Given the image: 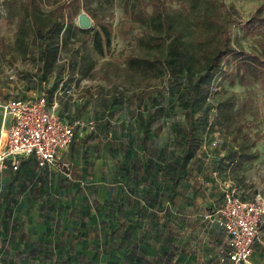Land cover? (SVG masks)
Wrapping results in <instances>:
<instances>
[{
  "label": "trees",
  "instance_id": "trees-1",
  "mask_svg": "<svg viewBox=\"0 0 264 264\" xmlns=\"http://www.w3.org/2000/svg\"><path fill=\"white\" fill-rule=\"evenodd\" d=\"M4 1L9 9L22 6V13L16 23L15 42L24 55L27 53L29 41L38 45L39 85L54 71L60 76L64 70L68 79L70 70L72 76L77 77V83L94 78L97 62L92 55L93 47L89 46V40L93 39L92 43L100 53L103 45L98 38L91 36L92 28L80 29L75 20L79 14L85 12L95 25L110 33L112 26L104 23L103 19L112 17V14L101 17L94 15L90 9L95 0H55L52 9L47 12L43 10V0ZM201 1L213 11L211 14L204 13L197 24L192 25L185 18ZM172 4L179 5L180 10H173L171 13ZM123 15L126 21L122 29H140L136 47L145 49L148 53L146 56H139L135 50H124L122 63L125 70L145 78L157 77L164 68H168L172 74L184 76L188 83L184 93L187 108L184 111L179 150L174 159H165L167 177L164 193L167 204H161V216L156 217L141 213L138 205L126 207L119 200H111L110 205H96L98 222L93 223V218L85 210L82 211L84 219L91 226L94 224L97 227L92 229V233L86 225H82L81 230L76 227L78 218L68 223L69 215L78 214L74 209L77 208V196L88 200L86 192L78 185L80 182L72 179V176L74 179L76 177L71 162L75 157L72 148L82 137L79 133L84 130L77 128L70 146L61 154L55 167H39L34 157H29L21 160L16 169L7 162L6 168L0 171V264H51L47 259L51 260L52 257L53 264H94L85 263L82 257L76 259V252L86 245L84 241L89 236L92 237L91 247L103 261L101 264H177L180 260L179 252L184 247L178 244L180 224L196 220L190 216L204 212L199 213L193 205L181 211L178 216L171 210L176 188L183 186L182 179L189 174V168L194 167V159L198 157L203 145L207 144L196 135L195 104L206 98L209 84L218 75L229 79L231 84L243 88L256 86L264 92V0H260L256 11L244 21L234 8L226 7L222 0H124ZM232 26L239 28L245 36L253 38L256 47L243 51L234 46L230 36ZM31 33L33 39H29ZM106 41L108 43V37ZM74 44H80L79 50H75V60L70 65L65 62L59 64L62 50ZM4 55L5 44L0 38V56ZM58 84L56 82L46 91V102L49 106L54 103L53 95ZM113 88L120 91L117 86ZM9 100L13 99L0 103ZM236 102L231 100L209 105L202 109L198 118H204L208 110H213L222 122L229 124ZM57 115L69 122L82 120L68 112H57ZM92 122L93 129L87 131L90 134L86 137L87 141L96 134V123ZM247 125V128L251 127ZM242 128L244 125H239L240 144L211 164L210 176L214 181L218 180V169L239 168L257 159L256 150H250V146H255V141ZM139 143L144 150L147 146L146 132ZM156 155V159L160 160L159 153ZM81 156L86 159L87 153ZM151 161L153 162L152 158L146 163L159 167L160 170V162L152 164ZM121 167L124 168L123 165ZM123 168L118 172L121 176L124 175ZM203 182H206L205 179ZM230 186L238 189L240 198L246 200L251 197L244 194L242 185L234 183ZM121 188L126 193L122 183ZM224 189L225 186L221 189L214 211L224 203ZM66 196L69 197L68 200ZM192 198L193 195L189 199ZM153 199L156 202V198ZM189 199H186L187 202ZM112 203L116 205L113 207ZM212 213H206L204 221H197L202 225L210 224L212 220L206 216ZM74 229L79 231L80 236L76 235ZM218 229L221 230L224 245L220 253L221 262L231 264L227 256L230 249L224 243V232L221 228ZM257 244L262 245V242H255L251 255Z\"/></svg>",
  "mask_w": 264,
  "mask_h": 264
},
{
  "label": "rangeland",
  "instance_id": "rangeland-1",
  "mask_svg": "<svg viewBox=\"0 0 264 264\" xmlns=\"http://www.w3.org/2000/svg\"><path fill=\"white\" fill-rule=\"evenodd\" d=\"M54 1L43 0L44 12L52 9ZM123 2L124 0L108 2L95 0L90 9L97 17L112 14V17L107 16L103 19L104 23L111 24L110 33H106L91 21L90 34L98 38L103 45L100 53L92 43L93 39L89 40V46L94 48L92 55L97 62L93 79L77 83V77H73L70 70L68 79L64 70L60 76L54 71L46 76L44 83L39 85L38 45L29 41L27 53L24 55L23 50L15 42L16 23L22 13V6L9 9L5 1L0 0V38L5 44V55L0 56V101L16 98L34 99L41 94H44L47 101L46 91L58 82L53 99L59 104V111L96 123V134L93 139L87 141L86 137L90 134L84 129L82 137L72 148L75 157L71 162L74 177L76 176L75 179L72 176V179L80 182L78 185L86 192L88 200L77 196V208L74 209L78 214L68 216V223L78 218L76 227L81 230V226L86 225L91 233L92 229L97 227L94 224L91 226V223L84 219L82 211L85 210L89 217L93 218V223L98 222L96 205L101 207L105 204L110 205L111 200L112 202L119 200L120 204L122 202L126 207L138 205L141 213L146 216L150 214L161 216V204H167L164 193L167 177L165 159H174L178 153L184 111L187 108L184 93L188 83L184 76L172 74L168 68H164L157 77L145 78L132 75L125 70L122 63L124 50H135L139 56H146L148 53L145 49L136 47V38L140 35V29L123 30V23L126 21L123 15ZM222 2L226 7L234 8L244 21L256 11L260 0H222ZM170 9L173 13V10H180V7L172 4ZM212 11L201 1L185 19L196 25L204 13L211 14ZM75 23L77 25V19ZM230 33L232 43L237 48L250 51L256 47L254 39L245 36L239 28L232 26ZM29 39H33L32 33ZM79 45H68L63 49L59 64L65 62L70 65L76 58L75 50H79ZM113 86L119 87L120 91H116ZM208 91L206 98L198 100L194 107L196 135L200 141L204 140L207 144L200 149L198 157L192 164L194 167L189 168V174L182 179L183 186L176 188L174 204L171 207L172 213L178 216L181 211L193 205L199 213L204 212L190 217L201 221L205 220L206 213L214 211L215 203L219 200L224 186L239 184L244 187V194L247 197L256 194L264 197V92L256 86L243 88L231 84L229 79L220 75L211 81ZM231 100L237 102L229 124L222 122L213 110H208L204 118H198L202 109L209 105ZM247 124L251 127L247 128ZM239 125H244L242 131L255 141V146H250V150H256L258 157L239 168L218 169L219 177L214 181L210 176L211 164L240 144ZM145 132L147 146L143 150L139 142ZM85 152L86 159L81 156ZM157 153L160 160L156 159ZM150 158L155 163L160 162V170L159 167L149 166L146 163ZM153 162L151 161L152 164ZM121 168L124 170L122 176L118 173ZM125 169H127L126 174ZM204 179L206 182H203ZM121 183L126 193L123 192ZM191 195L193 198L189 199ZM66 197L68 200L69 197ZM153 198H156V202ZM186 199H189V202ZM260 227L262 245L255 246L251 264H264V223ZM73 231L80 236L79 231L76 229ZM96 235L98 236V233ZM91 241L92 237L86 238L84 241L86 245L80 247L82 249H79L78 253L76 252L78 256L76 259L82 257L85 263L101 264L103 261L91 247ZM53 259L52 257L51 260H47L53 264Z\"/></svg>",
  "mask_w": 264,
  "mask_h": 264
},
{
  "label": "built area",
  "instance_id": "built-area-1",
  "mask_svg": "<svg viewBox=\"0 0 264 264\" xmlns=\"http://www.w3.org/2000/svg\"><path fill=\"white\" fill-rule=\"evenodd\" d=\"M56 109L57 104L47 105L44 96L0 103V171L7 162L16 169L21 160L29 157H34L39 167H55L70 146L75 130L93 129L92 121L69 122L60 118ZM223 199V205L206 217L223 230L230 263L248 264L255 242H261L264 197L256 194L244 200L236 187L228 185Z\"/></svg>",
  "mask_w": 264,
  "mask_h": 264
},
{
  "label": "crops",
  "instance_id": "crops-1",
  "mask_svg": "<svg viewBox=\"0 0 264 264\" xmlns=\"http://www.w3.org/2000/svg\"><path fill=\"white\" fill-rule=\"evenodd\" d=\"M54 103L57 104L56 111L61 113L59 104L56 101ZM211 223L202 225L197 220H192L180 224L179 230L181 231L179 232L178 244L184 247L183 251L179 252L180 260L177 264H224L220 259V253L224 246L221 230ZM178 251L180 250L178 249Z\"/></svg>",
  "mask_w": 264,
  "mask_h": 264
},
{
  "label": "water",
  "instance_id": "water-1",
  "mask_svg": "<svg viewBox=\"0 0 264 264\" xmlns=\"http://www.w3.org/2000/svg\"><path fill=\"white\" fill-rule=\"evenodd\" d=\"M77 25L80 29H88L91 26V19L86 13L79 14Z\"/></svg>",
  "mask_w": 264,
  "mask_h": 264
}]
</instances>
